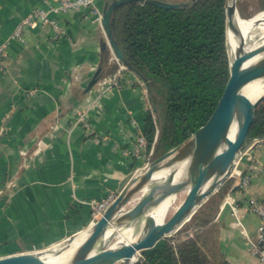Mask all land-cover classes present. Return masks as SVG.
I'll return each instance as SVG.
<instances>
[{"label":"crops","instance_id":"obj_1","mask_svg":"<svg viewBox=\"0 0 264 264\" xmlns=\"http://www.w3.org/2000/svg\"><path fill=\"white\" fill-rule=\"evenodd\" d=\"M56 1L0 0V43L32 8ZM105 1L96 0L101 13ZM60 19L65 35L39 24L25 27L23 42L10 40L0 59V256L45 249L83 230L91 202L118 193L141 166L122 148L135 135L129 118L144 126L151 107L146 87L128 70L119 88L101 92L97 80L87 90L98 67L99 78L116 68L111 52L101 47L100 18L83 8ZM83 111L87 128L73 123ZM253 153L264 164V140ZM228 178L232 188L209 223L208 249L228 264H257L247 239L254 237L259 216L247 209V199H264V169L251 176L247 191L238 176Z\"/></svg>","mask_w":264,"mask_h":264},{"label":"water","instance_id":"obj_2","mask_svg":"<svg viewBox=\"0 0 264 264\" xmlns=\"http://www.w3.org/2000/svg\"><path fill=\"white\" fill-rule=\"evenodd\" d=\"M128 1L133 0L105 1L100 19L105 34L101 47H107L117 62L134 72L148 92L147 78L126 59L112 34V13ZM137 1L163 8L188 4V1ZM225 13L229 73L212 112L180 142L133 171L101 215L81 230L85 232L84 239L63 264H132L143 250L190 220L230 176L236 154L253 123L255 108L264 98V92L254 99L244 92L250 84L264 78V37L256 35L251 40L243 35L237 22V0H226ZM100 74L98 67L86 85L87 90ZM151 109L156 111L154 104ZM182 193V200L169 216L162 220L153 217L151 211L157 205ZM127 228L134 236L132 241H113ZM74 235L57 244L66 245ZM47 248L0 256V264H53L44 255Z\"/></svg>","mask_w":264,"mask_h":264},{"label":"trees","instance_id":"obj_3","mask_svg":"<svg viewBox=\"0 0 264 264\" xmlns=\"http://www.w3.org/2000/svg\"><path fill=\"white\" fill-rule=\"evenodd\" d=\"M168 1H188V4L163 8L133 0L118 5L111 16L112 34L126 59L147 78L149 101L156 107V111L151 107L147 110L143 126L149 158L163 153L205 122L229 73L226 0ZM257 7L264 9V0H257ZM191 70L208 78L216 93L211 106L191 99L192 109L187 113L184 99L179 96L181 88L173 80L176 81L178 73ZM262 136L264 98L255 108L242 147ZM231 188L232 180L228 178L176 231L179 237L165 236L143 250L132 264H228L209 251L208 239L213 234L209 223ZM189 232L191 236H187Z\"/></svg>","mask_w":264,"mask_h":264},{"label":"built area","instance_id":"obj_4","mask_svg":"<svg viewBox=\"0 0 264 264\" xmlns=\"http://www.w3.org/2000/svg\"><path fill=\"white\" fill-rule=\"evenodd\" d=\"M83 8H88L101 19V12L96 7V0H57L54 3H47L43 7H34L26 15H24L14 27L8 39L0 43V59L7 55V47L10 40L23 42V29L25 27H34L37 24L48 26L57 37L66 34V27L62 23L60 17L68 14L70 11H79ZM116 62V68L104 77L98 79V84L101 92L119 88L125 83V72L129 69L126 65L116 61L111 54L110 60ZM130 123L134 126L135 135L133 140L122 148V153L133 159L140 161L141 166L149 159L147 140L144 133V128L133 117L129 118ZM74 125L81 124L85 128L89 126L86 112H78L74 119ZM264 140V136L256 137L249 143L243 146L233 162L231 174L238 176V186L240 189L247 191L251 176L262 169L264 164L257 161L254 156L255 146ZM247 161L248 165L245 171L239 168V165ZM117 193L109 192L100 200L91 202V219L90 222L96 220L109 204L114 199ZM231 212L236 218H239V207L233 203V200L228 197ZM247 209L259 216V223L255 230L254 237H248V250L256 257L257 264H264V199H256L249 197L247 199ZM189 232L187 236H191ZM185 236V237H187Z\"/></svg>","mask_w":264,"mask_h":264},{"label":"bare ground","instance_id":"obj_5","mask_svg":"<svg viewBox=\"0 0 264 264\" xmlns=\"http://www.w3.org/2000/svg\"><path fill=\"white\" fill-rule=\"evenodd\" d=\"M237 22L243 35L246 38L249 37L252 40L256 35H262L264 37V10L259 11L258 13L248 18H240L237 14ZM263 90L264 78L256 80L255 82L250 84L244 92L245 94H247V96L254 99L259 96L263 92ZM177 196L157 205L151 211L153 217L159 220L165 219L169 210L175 204ZM84 237L85 232L79 231L71 238V240L66 245L60 246L56 243L48 247V250L44 253V255L53 264H63L69 258L77 245L84 239ZM133 239L134 236H132V234L130 233V229L127 228L120 231L115 236L113 241L129 242Z\"/></svg>","mask_w":264,"mask_h":264},{"label":"rangeland","instance_id":"obj_6","mask_svg":"<svg viewBox=\"0 0 264 264\" xmlns=\"http://www.w3.org/2000/svg\"><path fill=\"white\" fill-rule=\"evenodd\" d=\"M262 10L264 9H259L257 7V0H237V14L240 18H248ZM175 80L176 81L173 80V83L176 87L181 88L179 91V96L182 97V100L184 99V107L187 110V113L192 109L191 99H194V101L198 100L197 102L201 101L206 106L208 104V106H211L213 104L216 92L214 89H211L208 78L201 77L197 71L191 70L178 73V75L175 76ZM141 84L144 85L142 80ZM186 87L187 89H183ZM183 195L184 193L177 196L175 204L171 207L167 216H169L170 213L177 207L179 202L182 200ZM169 236L179 237L180 233L175 231Z\"/></svg>","mask_w":264,"mask_h":264}]
</instances>
